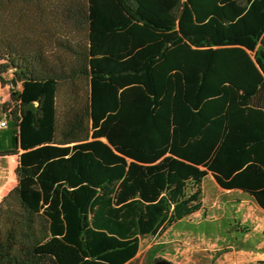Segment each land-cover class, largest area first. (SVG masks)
<instances>
[{
  "label": "trees",
  "instance_id": "1",
  "mask_svg": "<svg viewBox=\"0 0 264 264\" xmlns=\"http://www.w3.org/2000/svg\"><path fill=\"white\" fill-rule=\"evenodd\" d=\"M0 85V264H124L208 175L264 210V0H0Z\"/></svg>",
  "mask_w": 264,
  "mask_h": 264
},
{
  "label": "rangeland",
  "instance_id": "2",
  "mask_svg": "<svg viewBox=\"0 0 264 264\" xmlns=\"http://www.w3.org/2000/svg\"><path fill=\"white\" fill-rule=\"evenodd\" d=\"M5 78L8 80L12 77L8 73ZM9 88V85L4 87L0 85V103L9 99ZM16 88L19 86L17 85ZM2 115L0 111V117ZM3 161L5 163L0 165V186L6 180L11 182L15 180L14 158H6ZM203 191L202 205L206 211L193 218L194 223L201 221L200 225L182 224L175 229V232L184 236H192L194 241L179 239L170 247L173 254L166 252L168 254H163L162 260L176 261L180 264H198L204 256L213 263L227 264L238 259L237 251L239 249L247 250L248 255L246 256L249 259L264 257V210L245 197L246 195L224 192L211 175L204 179ZM236 199L243 201L235 202ZM229 201L233 202V205H229ZM233 218H237L239 224L249 228L247 235L239 230L237 222ZM230 229L232 231L229 233ZM197 241L204 242L208 251H193V248L198 247ZM144 245L145 242L142 243V247ZM228 246L232 248H227ZM227 251H234V253H227Z\"/></svg>",
  "mask_w": 264,
  "mask_h": 264
},
{
  "label": "crops",
  "instance_id": "3",
  "mask_svg": "<svg viewBox=\"0 0 264 264\" xmlns=\"http://www.w3.org/2000/svg\"><path fill=\"white\" fill-rule=\"evenodd\" d=\"M14 158L15 164L17 165V157L16 156H6V157H0V165L2 166L5 162L3 161L6 158ZM2 160V161H1ZM10 162V161H9ZM11 163V162H10ZM15 165V166H16ZM210 176V175H208ZM207 176V177H208ZM213 178V177H212ZM214 180V179H213ZM1 183V182H0ZM16 184V179L14 182H11L9 180L4 181L3 185L0 186V201L1 199L15 186ZM219 187V186H218ZM223 190V189H222ZM224 192H227L226 190H223ZM204 194V191H203ZM240 201H243L242 199ZM201 221L197 222H182V223H177L175 225H172L168 228H166L164 231L161 232V234L157 237H152L148 239H143L141 241L140 247L138 252L135 254V256L131 259H129L127 262L124 264H149L150 257L147 254V251L153 246V245H161L163 246L164 252L161 254H157V258H164L163 254H168L166 252H169L173 254V250H171V246L173 245L174 242H178L179 239L185 240V241H194V238L192 236L188 235H182L179 232H175V229L177 226L182 225L183 223L187 225H200ZM145 242V245L142 247V243ZM198 242V247L193 248V251H199V252H206L208 251V247L205 245L204 242L202 241H197ZM169 248V251H167ZM227 248H232L231 246H228ZM227 253H234V251H227ZM239 257L237 260L231 261V263L227 264H252L256 260H264V257H259V258H248L246 255H248L247 250H238L237 251ZM173 256V255H172ZM198 264H219V263H213L211 260H207L204 256ZM170 262L174 264H180L176 261H171ZM223 262V261H222ZM193 264V263H192Z\"/></svg>",
  "mask_w": 264,
  "mask_h": 264
},
{
  "label": "water",
  "instance_id": "4",
  "mask_svg": "<svg viewBox=\"0 0 264 264\" xmlns=\"http://www.w3.org/2000/svg\"><path fill=\"white\" fill-rule=\"evenodd\" d=\"M16 86H17L16 80H15V78L12 77L11 78V87L16 88ZM158 264H170V263L162 261V262H159Z\"/></svg>",
  "mask_w": 264,
  "mask_h": 264
},
{
  "label": "built area",
  "instance_id": "5",
  "mask_svg": "<svg viewBox=\"0 0 264 264\" xmlns=\"http://www.w3.org/2000/svg\"><path fill=\"white\" fill-rule=\"evenodd\" d=\"M0 126H2V127L5 126V123L4 122H1L0 123Z\"/></svg>",
  "mask_w": 264,
  "mask_h": 264
}]
</instances>
